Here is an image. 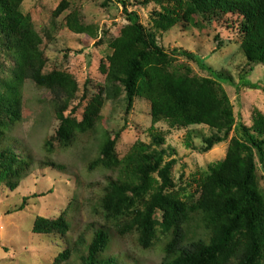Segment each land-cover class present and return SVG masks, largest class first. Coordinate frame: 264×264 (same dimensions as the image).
Masks as SVG:
<instances>
[{
    "label": "trees",
    "instance_id": "obj_1",
    "mask_svg": "<svg viewBox=\"0 0 264 264\" xmlns=\"http://www.w3.org/2000/svg\"><path fill=\"white\" fill-rule=\"evenodd\" d=\"M23 1L0 0V184L14 191L36 169L64 170L50 158L37 162L32 149L12 135L22 118V90L27 80L51 95L59 122L54 136L44 141V151L52 153V141L68 149L87 137L96 150L89 170L114 174L103 181L92 208L93 220L53 264H138L129 252L118 253V243L127 238H133L142 251L163 241L161 264H264V189L257 176L258 169L264 173V115L254 110L250 126L235 119L221 86L231 84V79L215 73L191 52L180 48L166 52L156 36V31L166 33L177 24L194 25L195 17L207 26L222 19L226 28L239 31L240 51L252 72L264 64V0H142V6L159 7L151 16L154 31L147 30L137 13L128 10L131 0H117L127 24L110 40L111 53L102 69L104 84L89 100L85 81L81 99L87 103L80 119L72 116L77 107L66 114L78 91L77 81L62 70L44 73L48 61L43 40L31 17L22 13ZM68 7L62 0L52 16L57 18ZM65 22L72 33L97 38L96 27L81 23L75 11ZM46 37L50 38L48 33ZM217 37L215 51L222 47ZM180 57L195 63L208 77L193 74ZM250 87L264 95V88ZM121 93L126 112L137 98L149 103L150 141L136 140L119 158L120 133L111 135L102 127L101 110L104 100L114 102ZM160 123L176 131L196 126L214 131L215 135L201 138V153L232 135L224 159L201 176L195 199L192 194L182 197L172 192L170 173L176 159L163 148L164 135L154 129ZM186 147H192L189 139ZM78 213L74 198L67 215L73 218ZM32 226L37 235L67 237L72 229L63 213L56 220L37 217Z\"/></svg>",
    "mask_w": 264,
    "mask_h": 264
},
{
    "label": "rangeland",
    "instance_id": "obj_2",
    "mask_svg": "<svg viewBox=\"0 0 264 264\" xmlns=\"http://www.w3.org/2000/svg\"><path fill=\"white\" fill-rule=\"evenodd\" d=\"M61 1L24 0L21 11L31 17L43 40L42 48L48 61L44 73L62 70L77 81L78 91L66 114L71 108L77 107V112L72 116L80 119L87 100L104 84L102 69L106 66V57L111 53L109 42L119 35L127 22L117 0H110L106 6L105 0H65L69 4L68 9L54 18L52 13ZM140 1L131 0L128 10L137 13L140 23L147 30L154 31L151 16L159 7L155 4L142 6ZM73 11L81 23L96 27L95 40L72 33L66 27L65 17ZM194 19V25L181 23L166 33L156 31L158 46L166 52L174 48L191 52L215 73L221 72L230 78L231 84L223 83L221 86L232 105L235 119L240 118L245 126H250L254 110L264 115V95L260 90L250 87L258 85L264 88V64L248 72L240 51L241 35L235 27L226 28V22L222 19L213 21L211 26L203 24L199 17ZM227 22L230 23L229 20ZM46 33L50 38L46 37ZM215 36L222 43L218 51H215ZM179 61L187 65L193 74L208 77L195 63L181 57ZM3 63L5 66L10 65L5 61ZM243 73L245 78L242 77ZM85 81L87 100L82 101ZM22 95V118L12 135L32 149L37 162L45 157L50 158L64 170L50 167L36 169L21 180L14 191L0 184V264H53L67 244L77 241L84 231L83 226L93 220L92 208L103 181L114 174L99 168L89 170L90 160L95 158L96 150L92 140L87 137L80 138L68 149L60 148L57 142L52 141L53 151L47 154L43 143L54 136L59 123L53 112L52 97L29 80L24 83ZM101 116V124L106 131L111 135L120 133L116 145L119 158L126 154L136 140L145 143L150 141L149 103L146 100L135 99L132 109L126 112L125 96L121 93L114 102L104 100ZM154 129L164 135L163 148L176 159L170 173L172 192L182 197L192 194L194 199L197 198L201 176L208 175L210 169L224 159L232 135L209 152L201 153V138L215 135L208 127L196 126L176 131L166 123H160ZM187 139L191 141V148L186 147ZM257 176L260 187L264 189V173L258 169ZM74 198L79 203V213L71 218L67 213ZM62 213L69 219L72 228L67 237L33 233L32 225L37 217L56 220ZM163 243L158 242L152 249L142 251L133 238H127L118 243L120 251L113 252H129L138 264H161Z\"/></svg>",
    "mask_w": 264,
    "mask_h": 264
}]
</instances>
